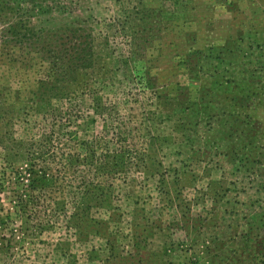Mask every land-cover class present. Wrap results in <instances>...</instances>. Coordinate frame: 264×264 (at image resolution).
<instances>
[{
	"label": "rangeland",
	"instance_id": "rangeland-1",
	"mask_svg": "<svg viewBox=\"0 0 264 264\" xmlns=\"http://www.w3.org/2000/svg\"><path fill=\"white\" fill-rule=\"evenodd\" d=\"M7 1L0 264H264V0H62L71 11L32 16L37 37L21 44L5 31ZM84 40L87 85L111 118L92 96H33L48 49ZM62 121L61 153L92 139L126 152L124 172L94 180L110 185L107 203L91 201L99 224L70 219L92 171L73 178L49 144ZM32 163L53 183L40 187Z\"/></svg>",
	"mask_w": 264,
	"mask_h": 264
},
{
	"label": "trees",
	"instance_id": "trees-1",
	"mask_svg": "<svg viewBox=\"0 0 264 264\" xmlns=\"http://www.w3.org/2000/svg\"><path fill=\"white\" fill-rule=\"evenodd\" d=\"M45 0H12L10 1L13 7H8L6 10L14 12L15 20L10 22L5 28L7 37L10 41L14 43H22L26 40L32 42L34 37L37 35L34 32V27L31 25L30 18L37 14H49L54 11L70 12L71 10L63 3L62 0H46L49 3L45 4V8L42 7V2ZM7 0H0V10L5 8ZM50 53L48 61L51 63L49 69L42 70V75L38 79V88L34 92L33 96L40 101H48L51 98H59V100H75L82 98V96H96V91L88 87L87 85V76L91 74L94 70L90 67L94 63L93 61V48L89 40L78 41L77 43H71L67 46V49L63 48L61 51L54 53L52 50L47 51ZM66 52V53H65ZM80 81L76 89L73 90V93L69 92V87L72 82ZM85 81V83H83ZM66 92V93H65ZM64 94V95H62ZM92 106L95 108V111L100 109L99 100L94 97L92 98ZM47 103V102H46ZM74 108H78L75 106ZM101 114L104 117L108 115L111 118V110L108 111L105 107L101 106ZM59 108L52 105L50 108V115L52 114L53 118H57ZM105 113V115H104ZM104 122L103 132L104 137L109 132H113L112 129L107 127L106 121ZM60 125V132L55 138L56 141H50L49 144L54 146V152H57L59 155L63 154L66 158L65 168L71 169L73 178H76L79 168L89 169L92 171L91 177H88L86 174L79 175L80 183L84 185L82 189V197L78 200L77 204L74 206L75 211L71 213L70 219L76 221V224L81 222L87 223H96L100 222L96 219L90 217L89 212L91 206L95 205L102 206L108 201V186L109 184H102L94 180L96 178H112L115 175L124 172L126 167V152L121 151L117 148H111L108 145H100L98 148V142L94 139L85 140V141H74L75 150L69 153H61L62 146L69 139V131L67 129V122L62 121ZM63 138V139H62ZM103 138V136L101 137ZM54 142V143H53ZM113 143V142H112ZM117 144V142H116ZM119 144V143H118ZM99 149V151H97ZM32 168L29 171V174L34 175L35 178H38L37 181L41 182L40 187H45L48 182L53 183L52 176L48 175L42 167L37 168L35 163L31 164ZM45 184V185H44ZM79 222V223H78ZM77 226V225H76Z\"/></svg>",
	"mask_w": 264,
	"mask_h": 264
}]
</instances>
